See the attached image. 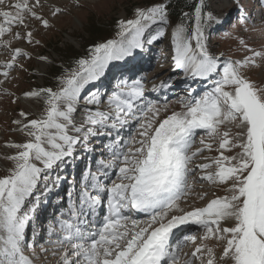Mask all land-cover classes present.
Returning a JSON list of instances; mask_svg holds the SVG:
<instances>
[{"label":"snow or ice","instance_id":"1","mask_svg":"<svg viewBox=\"0 0 264 264\" xmlns=\"http://www.w3.org/2000/svg\"><path fill=\"white\" fill-rule=\"evenodd\" d=\"M42 7V0H13L0 8V48L11 53L0 64L3 77L23 68L19 57L31 55L12 48L14 40L39 44L31 21L50 26L38 11ZM192 7L172 26L171 61L185 79L203 81L205 88L198 93L189 87L177 101L181 110L161 118L170 110L167 98L161 104L147 95L171 88L168 81L148 88L140 76L121 78L110 93L96 87L114 62L165 37L171 20L163 2L137 7L133 18L118 20L117 38L89 47L86 56L60 73L55 88L25 93L42 98L44 108L30 120L21 111L22 119L13 123L28 139L6 144L16 152L7 158L13 167L0 177V264H35L36 248L48 251L34 221L41 204L49 203L65 182L67 200L59 198V213L44 229L47 243L57 245L52 254L58 264H264V84L244 74L261 66L264 48L253 49L241 39L250 54L221 60L207 35L219 19L206 0ZM62 11L55 7L52 14ZM246 19L240 16L241 23ZM17 27L25 32L14 31ZM225 125L240 131L225 130ZM198 135L201 147L192 151ZM99 137L110 138L103 146L110 159H99L79 181L69 180L64 170L81 158L79 153L96 151L92 141ZM214 143L218 155L194 163L205 150L213 151ZM233 149L239 151L225 154ZM197 170L199 181L223 186L230 195L186 210L181 201L192 192L189 177ZM141 215L145 219L137 218ZM189 225L202 232L199 244L197 234L184 227ZM211 240L217 245H209ZM219 242L223 247L217 256ZM189 243L194 250L181 262Z\"/></svg>","mask_w":264,"mask_h":264},{"label":"rangeland","instance_id":"2","mask_svg":"<svg viewBox=\"0 0 264 264\" xmlns=\"http://www.w3.org/2000/svg\"><path fill=\"white\" fill-rule=\"evenodd\" d=\"M169 1L42 0L43 7L38 11L40 15L48 19L50 26L45 28L39 21L32 20L30 27L34 29V40H38L39 44H29L23 39L14 40L12 48H21L23 51L31 54L30 58L19 57L17 64L22 65L23 68H14L10 71L8 78L0 75V80L4 81L3 84H0V177L6 176L8 171L13 167V162L7 158L16 152L15 148L6 147V144L20 143L28 139L22 132L17 131V125L13 122L22 119L19 115L21 111L27 113L30 120L39 117L44 108L42 98L28 97L25 93L39 88H55L56 78L60 73L65 68L72 67L75 60L86 56L89 47L97 43L106 42L109 39L117 38V21L133 18L134 10L137 7L151 6L154 3L161 2L167 4ZM11 2L13 0H6V4L0 5V8H5L7 3ZM206 4L208 5V10L212 11L220 21L218 25L213 26L208 31L207 35L211 51L219 55L221 60L227 57L242 60L246 55L250 54L239 43L241 39L253 49L260 50L264 48V0H250L249 3L246 0H206ZM255 5H257L256 9ZM55 7H59L63 11L53 15L52 10ZM242 14L247 17L245 23L240 22ZM169 16L171 25L166 28L165 37L145 47V55L149 53V55L156 57L153 66L147 68L150 71L149 74L145 75L148 81V88H151L152 83L150 84V82L155 83L156 80L159 81L163 74L167 70H171L170 68L173 66L171 61L173 54L171 31L172 26L179 21L181 16L174 17L170 14ZM155 28L156 26L153 27V32ZM13 30L21 33L25 32L23 27H17ZM225 33H228V35L225 36ZM7 38L5 37V39ZM10 57L11 53L7 49L0 48V64L8 62ZM40 57H45L46 59L42 60ZM118 67L120 69L119 62H114L108 70L113 72ZM244 74L257 84H264V62H261V66L259 67L244 69ZM153 75H156L155 80L149 81ZM172 75L169 82L171 80H178L182 76V74ZM133 78L134 76L131 77V79ZM188 84L189 82L186 81L180 87L177 86L173 90H169L172 93L179 92L171 97L166 94V91L160 94V99L157 96L149 97L150 99L158 100L161 104L167 98L170 110L169 113H162L161 118L170 114L171 110H181L180 104L177 101L182 95H187V89L191 87ZM203 85L205 86V84ZM203 85L200 87L196 84L193 88H196L199 93L204 90L205 87H202ZM134 128L135 125H133ZM228 128H231L233 132L240 131V129L232 125H225V130ZM200 135H203V132ZM199 138L200 136L198 135L196 138L197 142L193 146L194 149H191L192 151L201 147ZM215 148L216 144L214 143V150L211 152L205 150L200 156L195 158L194 163L210 162L204 159V157L218 155ZM238 151L239 149H233L232 152H226L225 154L234 155ZM192 166L190 165V167ZM199 175V170H197L195 175L189 177V182L193 183V190L186 200L181 201V207L186 210H191L194 207H204L218 196L230 195V193H226L223 190V186L209 185L207 182L199 181ZM201 196L203 198H200ZM140 219H145V217ZM191 230L197 234L198 239L196 243L199 244V236L202 235V232L195 225L191 227ZM41 243L48 251L42 252L41 248L37 247L36 253L38 258L35 259V264H58V261L56 262L58 255L52 254L57 245L45 241ZM207 243L211 246L217 245V242L214 240ZM222 247L223 242H219V245L216 246L217 256L222 252ZM193 250L194 245L191 243L187 244L180 253L181 262L187 258L185 254L190 255Z\"/></svg>","mask_w":264,"mask_h":264},{"label":"bare ground","instance_id":"3","mask_svg":"<svg viewBox=\"0 0 264 264\" xmlns=\"http://www.w3.org/2000/svg\"><path fill=\"white\" fill-rule=\"evenodd\" d=\"M145 53V48L143 50H135L134 51V54L132 57H128L125 59V61H119V63L121 64L120 66V69H119V72L117 73L118 77L119 78H116V80H119L121 78H129V77H132L133 75H138L140 73H142V71L146 70L148 67L151 66V64L155 61V56H151L149 55V53H147L146 55L144 54ZM145 55V56H144ZM143 56V58H142ZM128 62H131L130 64H128ZM160 62V61H159ZM171 70H167L163 76L160 78V80H156L155 83L156 84H159L161 81H168L169 84L172 85L171 88H165V89H161L160 91L156 92L155 94L153 95H160L162 92L164 91H167V89L169 90H173V88H176L177 86H181L182 84H184V82H189L191 83V85H193V87L198 84L200 87L201 85L205 84V82L203 81H198V80H192V79H185L183 76L180 77V79L178 80H170L171 76H173L172 74H175V75H178V74H181L179 72H177L176 70H174L173 66L170 68ZM175 72V73H174ZM149 73V72H148ZM162 74V73H160ZM158 76V75H157ZM156 78V75H153V77H151V79H149V81H154ZM189 80V81H188ZM153 83V82H150V84ZM152 85V84H151ZM202 87H205L204 85ZM200 90V89H198ZM168 92V91H167ZM154 92H151V91H148L147 94H148V97L149 96H153V95H150ZM179 92H175V93H172L173 95L175 94H178ZM167 94H170L167 93ZM185 95H182V97H184ZM130 129L128 130H125L124 133H127L129 132ZM100 139H109L108 137H100ZM94 142H92L93 144ZM96 144V143H95ZM106 144V143H104ZM195 145V144H194ZM193 145V146H194ZM104 146V145H103ZM194 148H192L193 150ZM98 150H103V147L102 148H98ZM83 154H88V156L92 157V153H84V152H81L79 153L80 157L74 165H69L65 170L64 172L62 173L63 175L65 173H79L83 167V162H84V158H83ZM108 159H110V157H108ZM91 160H93V158H91ZM93 164L96 165V161L95 159L93 160L92 162ZM87 168H84L83 171H85ZM56 171H59L58 169ZM68 187V183L65 182L58 190V192H56L53 196L50 197V202L49 203H44L40 209H38V219H37V222L35 224L36 225V228L38 229V232L42 233V231H44V229H46V223L44 222V220H46V218H51L52 215H53V212L55 210H57L58 208L61 207L60 205V201L59 199L57 198V195H60L65 188ZM183 208V207H182ZM39 218H40V221H39ZM193 225H189V226H184V227H187L189 229H191ZM186 247V246H185ZM184 247V248H185ZM188 249V248H187ZM186 249V250H187ZM37 251V250H36ZM58 261V258L56 259V262Z\"/></svg>","mask_w":264,"mask_h":264},{"label":"trees","instance_id":"4","mask_svg":"<svg viewBox=\"0 0 264 264\" xmlns=\"http://www.w3.org/2000/svg\"><path fill=\"white\" fill-rule=\"evenodd\" d=\"M195 3L196 0H193V2H191V0H170L167 3L169 14L174 17H178L185 12L191 13L193 11L192 6Z\"/></svg>","mask_w":264,"mask_h":264}]
</instances>
